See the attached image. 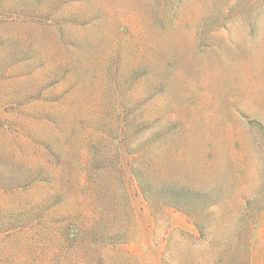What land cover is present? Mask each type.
Wrapping results in <instances>:
<instances>
[{
  "label": "rangeland",
  "instance_id": "374dc122",
  "mask_svg": "<svg viewBox=\"0 0 264 264\" xmlns=\"http://www.w3.org/2000/svg\"><path fill=\"white\" fill-rule=\"evenodd\" d=\"M245 263L264 0H0V264Z\"/></svg>",
  "mask_w": 264,
  "mask_h": 264
},
{
  "label": "trees",
  "instance_id": "16d2710c",
  "mask_svg": "<svg viewBox=\"0 0 264 264\" xmlns=\"http://www.w3.org/2000/svg\"><path fill=\"white\" fill-rule=\"evenodd\" d=\"M180 190V189H179ZM194 195H196L198 193V191H194L192 192ZM190 193L188 192H183L182 190L180 191H173L171 193L170 197V201H168L167 203H163L164 207H171V208H175L177 210H180L182 212H186V214L188 215H192L194 213H190L187 212V208H193V207H198L199 206V199L197 197H201V196H197V197H193L192 199L189 196ZM201 211L199 210L197 214H199ZM198 216V215H197ZM198 221H196L195 219H192V224L198 228L200 230V225L197 223ZM246 264V263H245Z\"/></svg>",
  "mask_w": 264,
  "mask_h": 264
}]
</instances>
